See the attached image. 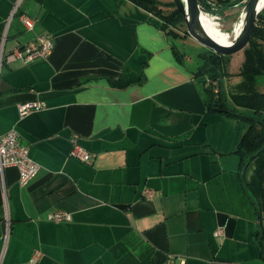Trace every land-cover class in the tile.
<instances>
[{"label":"crops","instance_id":"crops-1","mask_svg":"<svg viewBox=\"0 0 264 264\" xmlns=\"http://www.w3.org/2000/svg\"><path fill=\"white\" fill-rule=\"evenodd\" d=\"M42 33L46 58L0 60V134L16 128L38 164L24 184L0 172V264H264V161L241 168L249 123L206 110L203 46L131 0H0V56ZM238 55L223 84L252 114L264 75L239 74ZM32 101L46 106L19 115ZM73 134L89 162L70 155Z\"/></svg>","mask_w":264,"mask_h":264},{"label":"trees","instance_id":"trees-1","mask_svg":"<svg viewBox=\"0 0 264 264\" xmlns=\"http://www.w3.org/2000/svg\"><path fill=\"white\" fill-rule=\"evenodd\" d=\"M140 8L152 13L161 20V27L167 33L174 37L187 36L184 29L183 34L178 29L183 25V19L179 11L175 8L172 1L167 2L171 9L165 12L161 5L162 0H131ZM201 9L208 12L223 13L235 6H242V0H216V7L211 6L207 0H198ZM243 62L239 74L245 77H254L264 75V9L257 17L253 28L251 38L247 46L242 50ZM176 57L180 60V53L175 50ZM229 55H219L211 50L204 52L201 65L195 72V76L203 77L199 83L203 91V103L209 112H220L224 115L236 117L247 121L249 127L242 136L236 153L239 156L241 168L250 162L251 159L259 157L264 161V116L262 115V104L255 101L262 100L264 104V94L253 92L247 95L245 104L252 105L254 112L252 114L243 112L228 102L227 93L223 84V77L227 74V64ZM142 77V76H140ZM214 88L217 90L214 91ZM243 180V178H241ZM243 186L246 183L242 181ZM256 210L259 216H264V187L260 189L259 199L256 203ZM264 236L260 223L255 230V237L261 239Z\"/></svg>","mask_w":264,"mask_h":264},{"label":"built area","instance_id":"built-area-1","mask_svg":"<svg viewBox=\"0 0 264 264\" xmlns=\"http://www.w3.org/2000/svg\"><path fill=\"white\" fill-rule=\"evenodd\" d=\"M23 25L27 31H32L35 25V19L26 15L21 16ZM53 49L52 37L48 34H38L25 44L14 48L7 54H1L6 61L22 60L24 63L32 62L38 59L46 58ZM217 89L214 88V91ZM46 104L43 101H32L20 103L17 106L19 115L23 116L31 111L45 108ZM70 155L83 161L89 162L92 158L91 152L78 143L77 135L71 137ZM7 166H17L19 169V183L24 184L30 180L38 170V164L35 162L29 153V147L19 140V133L16 128H11L7 132L0 134V172ZM51 218L55 221L69 220L70 214L65 211H55L51 214ZM221 230H216L219 234ZM38 253L33 256L36 260ZM173 263V256H169L166 264Z\"/></svg>","mask_w":264,"mask_h":264},{"label":"water","instance_id":"water-1","mask_svg":"<svg viewBox=\"0 0 264 264\" xmlns=\"http://www.w3.org/2000/svg\"><path fill=\"white\" fill-rule=\"evenodd\" d=\"M172 2L182 16L187 34L199 44L219 55H232L242 51L247 46L258 14L264 9L260 5V0H245L237 17L241 19L240 30L231 42L224 43L211 36L204 27L201 19L203 10L198 0H172Z\"/></svg>","mask_w":264,"mask_h":264},{"label":"rangeland","instance_id":"rangeland-1","mask_svg":"<svg viewBox=\"0 0 264 264\" xmlns=\"http://www.w3.org/2000/svg\"><path fill=\"white\" fill-rule=\"evenodd\" d=\"M170 1H172V0H162V3L163 4L161 5V7H162V9L165 12H168L171 9V6L170 5H166V3L167 2H170ZM207 1L211 3V6L216 7V0H207ZM242 2L244 3L245 0H242ZM241 7L242 6H235L234 8L228 9V10H226L223 13H217L215 11L208 12V11H205L203 9L202 10H203V12H205L208 15H210L211 17H213L217 22L219 21L223 25L224 28L228 29L229 27H231L232 23L234 21H236V19L238 17V13H239ZM184 29L186 30L185 24L181 25V27L178 29V32L183 33V30ZM206 51H209V49L207 47L203 46V49L201 50V52L199 54V58L196 57V59L199 60V62L201 60L202 55ZM239 52H236L235 54L229 55V60L232 57L235 58V56H237L238 54H239L238 56L240 57V55L243 54V52L242 51H239ZM229 60H228V62H229ZM200 87H202L201 84H200Z\"/></svg>","mask_w":264,"mask_h":264},{"label":"bare ground","instance_id":"bare-ground-1","mask_svg":"<svg viewBox=\"0 0 264 264\" xmlns=\"http://www.w3.org/2000/svg\"><path fill=\"white\" fill-rule=\"evenodd\" d=\"M260 5L264 7V0H260ZM201 19L204 27L211 34V36L224 43L231 42L241 27L240 17L237 18L228 29L224 28L219 21L217 22L213 17L205 12H202Z\"/></svg>","mask_w":264,"mask_h":264}]
</instances>
